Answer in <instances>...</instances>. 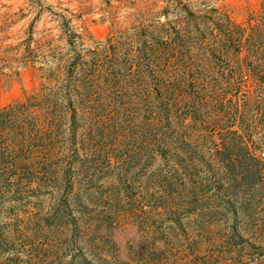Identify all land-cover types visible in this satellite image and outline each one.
Returning <instances> with one entry per match:
<instances>
[{
  "label": "trees",
  "instance_id": "16d2710c",
  "mask_svg": "<svg viewBox=\"0 0 264 264\" xmlns=\"http://www.w3.org/2000/svg\"><path fill=\"white\" fill-rule=\"evenodd\" d=\"M178 11L89 49L66 26L67 52L42 71L52 85L0 108V260L1 230L23 225L8 203L47 193L42 226L62 228L86 204L89 171L133 184L146 162L153 192L131 194L192 235L181 264H264V0L246 25ZM20 247L35 264L32 241ZM141 249L147 264H173L167 249Z\"/></svg>",
  "mask_w": 264,
  "mask_h": 264
},
{
  "label": "rangeland",
  "instance_id": "374dc122",
  "mask_svg": "<svg viewBox=\"0 0 264 264\" xmlns=\"http://www.w3.org/2000/svg\"><path fill=\"white\" fill-rule=\"evenodd\" d=\"M177 2L196 12L213 8L240 25L253 24L261 11V0H0V108L52 85L42 71L67 52L66 26L79 47L89 49L115 33L164 22L162 12L169 19L179 17L182 5ZM154 168L146 162L133 165V184L89 171L80 185L86 204L75 213L77 221L63 219L69 223L62 228L42 226L40 214L52 202L47 193H29L20 203H8L14 208L11 220L23 225L11 223L1 230L11 242L0 264H26L19 252L27 241H32L35 264H147L141 248L154 244L171 253L169 262L181 264L192 235L149 208L147 198L131 194L143 186L153 192L149 175Z\"/></svg>",
  "mask_w": 264,
  "mask_h": 264
}]
</instances>
